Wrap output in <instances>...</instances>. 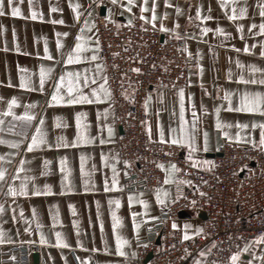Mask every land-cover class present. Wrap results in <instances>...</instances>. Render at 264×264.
I'll list each match as a JSON object with an SVG mask.
<instances>
[{
    "label": "crops",
    "instance_id": "1",
    "mask_svg": "<svg viewBox=\"0 0 264 264\" xmlns=\"http://www.w3.org/2000/svg\"><path fill=\"white\" fill-rule=\"evenodd\" d=\"M141 2L146 5L143 15L151 19L152 0H135L131 11L114 5L117 21L128 22L140 18L142 13L138 5ZM3 3L5 13L0 14V114L7 110V101L15 97L17 103L11 110L16 115L28 111L34 117L33 125L39 123V117L43 115L42 127L48 143L31 152L23 151L26 145L11 148L7 144H0V156L5 157L0 164L7 170L5 180L0 181V184L5 185L0 188V204L5 208L4 213H0V228L4 230L5 240L10 241L0 243V264H15L13 261L19 254L16 250H12V247L23 244L21 241L39 244L36 264H80L85 257H88V264H124L125 258L117 255L115 251L111 213L114 211L120 219L118 231L128 240L124 250L132 258L131 252L135 251V241L143 235L148 217H156L176 198L175 172L171 174L172 183H163L159 187L143 191L125 190L122 179L124 167L118 157L115 143L120 132L114 122L109 99L104 100L101 95L99 100L92 98L91 103L49 104L51 91L55 88L54 80L63 72L81 73L82 82L85 69H88L90 82L92 79L97 81L94 86L99 87L100 83L105 82L104 67L98 51L95 50L94 18L96 14H101V6L105 8L104 14L110 15L109 9L112 4L110 0H102L99 5L93 0H31L32 11L37 13L36 19H33L29 11V0H14L13 7L19 6L21 12L15 17L7 9V0H3ZM121 3H127V0H121ZM156 4L157 19L152 23H148L147 19L143 22L158 29L163 24L167 29L162 31L163 33L185 36L187 58L193 64L184 86L165 90L151 89L148 92L146 98L150 96V99L147 104L145 124L148 137L150 134L151 140L160 141L156 130L159 121L165 140H168L167 133L170 127L175 129L172 138L179 139L181 106L179 90L182 88L185 139L195 137L197 151L191 154V159L198 166L208 167L210 164L203 162H211V154L224 141L242 144H250L248 143L250 139L259 141V128L253 129L250 125L253 121L257 124L264 122V115L230 110L228 102H222V97L225 91L232 92L233 97L236 91L264 92V85L244 84L237 80L241 74L246 80L255 78L258 81L264 78V57L259 55V41L264 40V34H259V25L264 22V18L260 15V6L264 4V0H236L235 6L229 4L223 8L220 6V0H168V5H165L164 0H156ZM72 5L77 6L79 17L73 12ZM197 6L200 7L199 19L196 14ZM177 7L181 10L179 13L176 12ZM240 7L245 8L243 16L240 15ZM161 16L163 20L160 19ZM205 16L208 19H204ZM229 16H233L234 19L229 20ZM85 19L89 24H85ZM56 20L63 22L54 23ZM237 25L242 26L239 32ZM249 25L255 27L249 31ZM217 27L226 35L215 32ZM81 29H83L82 35L93 37L92 40L86 41L89 47L83 55L91 57L95 51L98 59L95 62L81 59L65 65L63 58H66L70 46L75 44V36L81 32ZM203 29L208 31L204 32ZM65 32L68 33L66 37L57 35ZM253 32L258 34L253 36ZM58 39L62 46L61 55H57ZM245 43L249 46L248 52L243 51ZM253 44L255 47H252ZM45 48L52 56L51 60L44 56ZM237 61L244 67H238ZM96 64L102 65L99 78L95 77ZM197 64L200 67H197ZM249 65H253L257 71H250ZM42 67L44 69L51 67L52 71L45 80L43 91H40L39 74ZM21 76L26 78L27 88L19 87ZM81 90L91 98L90 88L82 87ZM61 94L66 93L62 91ZM189 95L192 109L197 116L195 128L192 121L193 111L188 110ZM25 105L32 107L26 109ZM201 105L204 106L203 113H201ZM234 106L233 100L232 107ZM105 108H108L107 113L104 111ZM77 112L82 114L80 132L90 142H81L77 137L75 115ZM0 119L4 121L2 125L4 130L0 131V137L5 140L30 138V132L34 130V127H29L23 121L13 120L11 116L0 115ZM218 121L221 124L220 128L216 126ZM237 123L247 126L238 130ZM105 124L112 129L111 135L104 127ZM25 129H27L25 135L16 134ZM222 132L226 135H222ZM238 132L240 140L235 138ZM205 133L208 141L206 150L204 149ZM101 139L105 140V143L102 144ZM57 142H60V147L56 146ZM49 144L51 147L48 146ZM177 145L181 146L182 153L188 157L190 150L187 143ZM11 152H15L16 155H9ZM21 156L26 161L22 166L25 171L17 175L21 180L24 176L33 178L26 182L28 194L7 197L4 194L7 190V181L11 180ZM81 158L84 166L83 176ZM112 165L115 166L117 175L115 189L111 185ZM169 165L164 167L165 175ZM106 181L107 190H105ZM19 182L12 181L17 186ZM34 190L38 194L32 195ZM129 194H139L138 199L145 200L146 206L138 202L129 205ZM157 194L164 203L156 202ZM116 199L120 200L119 207L114 203ZM109 200H113L111 205ZM132 212L137 213L135 218L131 215ZM134 220L138 224L135 231L132 227ZM173 222L177 223L181 236L187 234L189 238L200 234L193 235L197 227L202 231L204 228L203 220L197 214L190 212L180 213L172 220ZM185 224L190 227L185 228ZM26 227L29 228L27 233L24 231ZM37 232L43 234L45 244L39 243L40 236ZM56 232L61 233V239L68 244V247L57 245ZM77 240L81 242L80 248L76 247ZM251 241L249 251L240 254L237 264H247L249 260H253V264H264V251H262L264 241L259 243L255 239ZM93 246L99 251L91 252ZM105 248L107 251L104 250ZM252 252H255V257L260 258L259 261L254 259ZM11 257L15 259L12 260ZM77 257L80 259L77 260ZM199 258L203 260V257Z\"/></svg>",
    "mask_w": 264,
    "mask_h": 264
},
{
    "label": "built area",
    "instance_id": "2",
    "mask_svg": "<svg viewBox=\"0 0 264 264\" xmlns=\"http://www.w3.org/2000/svg\"><path fill=\"white\" fill-rule=\"evenodd\" d=\"M115 11L112 5L107 21L105 14H96L94 26L114 122L121 128L115 143L124 167V189L143 191L161 186L168 164L179 169L175 182L190 181L176 183L174 201L158 213L157 219L146 222L143 235L135 241L137 255L131 260L134 264H192L203 250L208 253L203 257L205 264L213 260L227 264L233 252L264 233V151L250 144L224 141L211 164L200 167L186 159L181 146L149 140L142 123L146 121L148 92L184 86L193 62L184 51L185 36L163 33L140 18L129 26L117 21ZM133 68L140 71H131ZM197 210L206 215L203 231L181 239L180 230L171 227L172 220L182 212L196 214ZM38 249L34 242L13 246L19 254L13 263L36 264L32 254ZM148 253L151 256L144 261Z\"/></svg>",
    "mask_w": 264,
    "mask_h": 264
},
{
    "label": "snow or ice",
    "instance_id": "3",
    "mask_svg": "<svg viewBox=\"0 0 264 264\" xmlns=\"http://www.w3.org/2000/svg\"><path fill=\"white\" fill-rule=\"evenodd\" d=\"M93 2L97 5H99L102 0H93ZM165 5H168V0H164ZM110 3L112 5H119L121 8H127L129 11H131L132 5L135 3V0H127V3H121V0H110ZM14 4V0H7V9L10 11V14L12 16H19L21 14L20 12V8L19 6L13 7ZM229 4L235 6L236 4V0H220V6L226 7ZM139 9L140 12L142 13L140 16V20L143 22L145 21L147 18L143 15V13L146 10V5L144 2L139 3ZM73 8V12L76 14L77 17L80 16V13L76 10L77 6L72 5L71 6ZM156 0H152V16L151 19H147L148 23H152L153 20H156ZM261 12L260 15L262 18H264V4H262L261 6ZM29 11L31 12L32 18L36 19L37 17V13L32 11V6H31V0H29ZM49 11L51 12L52 9L50 8ZM181 10L179 7L176 8V12L179 13ZM239 12L240 15L243 16L245 13V8L244 7H240L239 8ZM5 13V7H4V3L3 0H0V14H4ZM109 14H111V8L109 9ZM196 14H197V19L200 18V7L197 6L196 8ZM89 15H91V13H89ZM165 15H167L165 13ZM105 21H107L109 19V16L106 15L104 17ZM161 20H163V16L160 17ZM204 19H208L207 16L204 17ZM229 20L234 19L233 16H229L228 17ZM63 21L61 20H56L54 21V23H62ZM128 25L131 26L132 25V21L128 20ZM85 24H89V21L87 19H85ZM143 26V25H142ZM155 26V25H153ZM117 27H119V25H117ZM241 25H237V31L239 32L241 30ZM249 31H251L255 25H249ZM160 30L161 31H167V29L164 28V25L161 24L160 26ZM202 31L206 32L208 31L207 29H203ZM83 32V29H81V32H78L75 36V44L73 46H70L69 51L66 54V58H63V64L65 65H69V64H73L76 61H79L81 59H86V60H90V62H95L98 57L95 54V51L93 52V55H91V57H88L87 55H83V53L85 52V50L89 47V45L86 43V41H90L92 40V35H82L81 33ZM215 32L217 33H222V29L217 27L215 29ZM225 34L226 33H222ZM253 36H256L258 33L253 32L252 33ZM259 34H264V22L260 23L259 25ZM58 36H68V33H58ZM243 39V37H242ZM259 46H260V51H259V55L261 57H264V40L259 41ZM56 47H57V55H61L60 53V49H61V42L58 39L56 41ZM252 47H255V44L252 45ZM95 50L98 51L99 50V42L97 40L96 44H95ZM185 52H187V47H185L184 49ZM237 51H239V49H237ZM244 52H248L249 51V46L247 45V43H245V46L243 48ZM44 56L47 57L49 60L52 59V56L49 55L48 49L45 48L44 50ZM197 59H199V56L197 55ZM237 66L240 68H243L244 65H242L239 61H237ZM197 67H200L199 64H197ZM249 70L252 72L257 71V69L253 66V65H249ZM96 68V73H95V77L99 78L101 76V68L102 65L101 64H96L95 65ZM52 68L49 67L47 69H44L43 67L41 68L40 74H39V83H40V91H43V85L45 83L46 78L48 77V75L51 73ZM88 69H85V73L83 76V81H80V76L81 73L77 72L75 74L71 73V72H63L61 73V75L59 76L58 79L54 80V84H55V88L54 90L51 91V99L49 100V104H52L53 102H55L56 104H60V103H64V104H69V105H74V104H79L82 102H92V98H95L96 100H99L101 98V95L103 97L104 100H108L110 98V91L106 86V80L107 77L106 75L103 76L104 79V83H100L99 87L94 86L96 84V79H92L90 82L89 79V75H88ZM131 71H135V72H139L140 69L139 68H133L131 69ZM237 80L244 83V84H252V85H264V78H261L260 80H256L255 78H252L250 80H246L245 77L241 74L240 76L237 77ZM19 87L21 89L27 88L28 87V82L26 80V78L24 76L20 77V83H19ZM82 87H88L90 88V94H91V98L88 94H86L85 92H83L81 89ZM65 92L66 94L62 95L61 92ZM217 92H219V89H217ZM179 95H180V136L179 139H174L173 137V132L175 131V129L173 128H169L168 129V140H165V134L163 133V131H161L160 128V124L159 121L157 122V126H156V130L157 133L159 135V139L161 143H171V144H185L187 143V146L189 148V156L186 157V159H191V154L193 152L197 151V147H196V143H195V137L191 136L189 137L187 140L185 139V108L183 105V100H184V96H183V89L181 88L179 90ZM125 99H128V96L125 95ZM150 99V96L148 98L145 99V113H147L148 109H147V104H148V100ZM233 100L235 102V106L232 107L233 105ZM188 101H189V111H193L192 109V105H191V96L189 95L188 97ZM223 101H227L228 105H229V109L236 111V112H245V113H261L262 115H264V92L261 91H236L235 97H233L232 92L230 91H225L222 97V102ZM131 102V101H130ZM17 103L16 98L13 97L11 99H9L7 101V110H5L2 114L0 115H4V116H11L13 118V120H18V121H23L25 122L29 127H34V130H32L30 132V138H26V139H22V140H5L3 137H0V144H7L9 145L11 148H19L21 145H26L23 148V151L25 152H31L34 149H38L40 148L42 145L48 143V140L46 139V133L43 130L42 124H43V120L44 117L43 115H40L39 117V123H35L33 125V120L34 117L32 114H30L28 111L22 112L19 115H16L11 109L12 106L15 105ZM32 105H25V108H31ZM218 110V109H217ZM105 113L108 112V108L104 109ZM204 112V106L201 105V113ZM76 127H77V137L81 140V142H90L88 140H86L82 133L80 132V117H81V113L77 112L76 114ZM192 121H193V128H195L196 126V121H197V116L195 115L194 111H193V116H192ZM142 123L146 124V121H142ZM4 124L3 119H0V131H3V127L2 125ZM218 128L221 127V124L219 123V121L217 122L216 125ZM247 125L244 124H240L237 123L236 127L239 130L240 128L246 127ZM251 128L255 129V128H259L260 131V138L259 141H255V140H249L248 143H250L253 147L255 148H259L261 151H264V122H261L259 124H257V122L253 121L251 122ZM105 128H107L109 135L112 134V129L110 127H108L107 124L104 125ZM15 128V126H13V129ZM27 133V129H25L23 132H19L16 133L17 135H25ZM222 135H226V133L222 132ZM249 136L251 135V133L248 134ZM237 140H240V135L239 132L237 133L236 137ZM149 140H151V135L149 134ZM76 141L74 140L73 143H75ZM102 144L105 143V140L101 139L100 141ZM207 145H208V141H207V133L204 134V149H207ZM49 147H51V144L48 145ZM57 147H60V142H57ZM9 155L11 156H15L16 153L15 152H11L9 153ZM103 159V156H102ZM113 159H116V157H113ZM5 157L4 156H0V161H4ZM26 163L25 158L23 156L19 157V164L16 166L15 168V172L12 174L11 176V180L7 181L6 184V192L4 193L7 197H16L17 195H27L28 191H27V184L26 182L29 180H32L33 178L30 176H24L23 179L21 180L20 176H18V173H22L25 171V169L22 167L24 164ZM63 163V161H62ZM125 165L128 164V161H124ZM204 164H211V162L208 161H204ZM158 167L163 168V165L158 164ZM194 166H195V162H194ZM113 168V172H112V180H111V185L112 188H117V175H116V170H115V166L112 165L111 166ZM62 171H64V169H62ZM179 169L176 168L175 164H170L169 168L166 170L167 174L165 175V179H164V183H172V173L174 172H178ZM43 174V173H42ZM7 175V170L5 169V167L0 164V181H4L5 177ZM81 175H84V166H83V158H81ZM125 175H127V173L125 172ZM12 181H20L18 186L14 185L12 183ZM85 183H87V181H85ZM176 183L178 184H184V183H189L190 181L187 180H177ZM4 184H0V188L4 187ZM45 188H47V185H45ZM105 190H107V181L105 183ZM38 194L35 190L32 192V195H36ZM201 195H204V193H200ZM138 195L139 194H129L128 196V202L129 205L133 204V203H139L142 206H146V201L143 199H138ZM156 202L157 203H164L163 200L160 199L159 194H157L156 197ZM113 203V200H109V205H111ZM114 203L116 204L117 207H119L120 205V200L116 199L114 201ZM69 207L71 208V205H69ZM5 208L3 204H0V213H4ZM112 215V230H113V236L115 238V251L116 254L119 256L124 257V264H134V262L131 260V258L129 257L128 253L124 250V245L128 244V240L119 233L118 231V226L120 225V219L119 217L116 216L115 212L113 211L111 213ZM131 215L135 218L137 216L136 212H132ZM141 215H143V213H141ZM99 218V215H98ZM149 220H155L157 219L154 216H149L148 217ZM13 221H15V217L13 216ZM133 231H135L138 228V224L135 223V220L133 222ZM171 227L173 229L177 228V223L173 222ZM185 228H189L190 225L185 224L184 225ZM37 229H39V225H37ZM103 231V229H101ZM24 231L27 233L29 232V228H25ZM202 229L197 227L195 229V232L193 233V235L201 233ZM37 234L40 236V240L39 243L40 244H45L46 240L43 236V234L37 232ZM56 236V243L58 246L62 245L63 247H68L67 243H64V241L61 239V233L56 232L55 233ZM5 233L4 230L2 228H0V243H5V242H10V241H6L5 240ZM188 235L185 234L183 236H181V239H188ZM255 241L257 243L264 241V233H262L261 235L257 236L254 238ZM21 243H24V241H21ZM27 243H32V241H27ZM252 245V241H249L248 244H246L243 248H239V250L237 252H233L228 258V264H237L239 258H240V254L243 252H247L249 251V246ZM81 242L79 240H77L76 242V247L80 248ZM105 251H107V248L104 249ZM91 252H97L99 251L98 248H96L95 246H93L90 249ZM187 249H185V252L187 253ZM209 251H211V249H209ZM262 251H264V249H262ZM208 253L204 252L203 250L200 251L199 256L200 257H204L206 256ZM137 254L135 251L131 252V257H135ZM252 256L254 257L255 260L259 261V257H255V252H252ZM10 259L14 260L15 257H11ZM80 258L77 257V260H79ZM80 264H88V257H85L83 261L80 262ZM193 264H205L204 260H201L200 258H194L193 259ZM212 264H218V261L213 260ZM247 264H253V260H249L247 262Z\"/></svg>",
    "mask_w": 264,
    "mask_h": 264
},
{
    "label": "water",
    "instance_id": "4",
    "mask_svg": "<svg viewBox=\"0 0 264 264\" xmlns=\"http://www.w3.org/2000/svg\"><path fill=\"white\" fill-rule=\"evenodd\" d=\"M104 12H105V8H104L103 6H101V7H100V13H101V14H104ZM119 132L121 133V128H120V127H119ZM211 155L213 156L214 153L211 154ZM196 214H197V216H198L199 218H201L202 220H204V219L206 218V215H205V213H204L202 210H197V211H196ZM150 256H151V254L148 253V254L146 255L144 261H147V260L150 258ZM32 259H33V262H34V263H37V262H38V253H37V252H34V253L32 254Z\"/></svg>",
    "mask_w": 264,
    "mask_h": 264
}]
</instances>
